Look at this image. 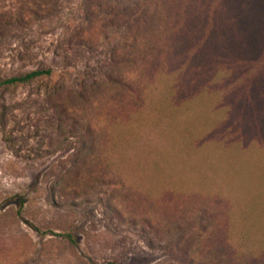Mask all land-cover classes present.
<instances>
[{
    "label": "rangeland",
    "instance_id": "obj_1",
    "mask_svg": "<svg viewBox=\"0 0 264 264\" xmlns=\"http://www.w3.org/2000/svg\"><path fill=\"white\" fill-rule=\"evenodd\" d=\"M105 2L101 0L93 8L95 14H89L82 0H0V77L53 69L50 78L0 88V264H180L157 244V237L167 242L176 234L154 236L151 246V231L130 221L141 217L130 212L132 206L127 207L126 218L117 217L110 206L116 197L108 184L84 178L86 174L76 179L74 162L81 141L70 133L73 121L76 127L94 123L93 107L112 102L124 114L131 96L110 77L136 74V67L120 58L125 30L107 24L111 9ZM232 4L243 17V24L236 26L242 43L237 55L200 54L211 67L220 65L218 80L207 74L197 80L200 91L181 88L186 76L175 72L177 63L158 57L164 76L156 77L153 96L162 105L159 113L169 119L157 116L137 140L122 139L115 150L129 160L131 171L142 173L147 181L170 172L175 182L174 165L183 171L192 163L187 186L203 192L206 189L194 180L199 169L206 171L217 162L220 167L228 165L233 153L241 152L245 160L251 149L254 153L240 165L247 166L245 178L250 180L248 171L253 176L250 194L263 195L262 217H248L251 221L245 228L261 234L264 0H232ZM145 28L142 24L140 31ZM256 59L247 71L243 60ZM175 127L188 132H175ZM241 144L249 147L241 149ZM228 179L229 190L209 193L216 203L235 199L238 193L240 205L246 207L244 183ZM230 218L243 227L241 217ZM67 231L73 232L75 246L63 236Z\"/></svg>",
    "mask_w": 264,
    "mask_h": 264
},
{
    "label": "trees",
    "instance_id": "obj_2",
    "mask_svg": "<svg viewBox=\"0 0 264 264\" xmlns=\"http://www.w3.org/2000/svg\"><path fill=\"white\" fill-rule=\"evenodd\" d=\"M105 1L111 9L107 24L125 30L120 58L124 64L135 66L136 74L120 79L110 77L131 96L124 114H119L117 105L112 102L93 107L94 123L76 127L73 121L70 133L81 141L74 162L77 166L76 179L86 174L84 178L90 176L108 184L116 197L115 203L110 206L117 212V217L126 218L125 214L135 210L137 216L141 217H133L130 221L135 224L139 222L143 231H151L148 233L151 246L154 236H165L163 233L171 232L176 234L167 242L161 241L164 237H157V244L165 248L170 257H176L180 264H264V233L251 234L245 228L251 221L248 217H262L259 206L263 195L250 194L253 176L248 171L250 180L245 178L247 166L240 165V162L246 163L254 151L249 149L246 152L249 157L245 160L241 152L233 153L232 157L228 155L231 158L228 165L220 167L221 163L217 162L211 168L206 167L207 172L199 169L198 174H194V180L203 190L206 189L202 192L187 186V171L192 163L188 165V170L183 171L179 169L180 166L174 165L173 171L178 172L175 182L171 180L173 174L170 172L151 178L154 181H147L142 173L131 171L129 160L126 157L123 159L115 150L122 139L126 142L137 140L144 129L155 124L157 116L163 114L159 113L162 105L153 96L156 77L164 76L160 56L177 63L175 72L186 76L181 88L191 87L200 91L202 88L197 85V80L207 77V74L211 75L210 80H218L220 65L211 67L200 54L209 56L218 52L220 56L237 55L236 49L242 43L236 26L238 22L243 24V17L239 18L236 14V5L233 6L232 0H135L132 4L129 0ZM100 2L82 0L89 14H95L93 8ZM142 24L146 26L144 32L140 31ZM184 44L187 47L182 50ZM113 54L119 53L114 51ZM256 61L258 59L243 60L242 64L250 71ZM52 75V68L42 67L0 77V88L24 85ZM167 116L163 114L161 118L169 119ZM177 130L188 132L185 128L175 127V132ZM190 132L194 136V132ZM241 145V149L249 147ZM223 148L227 150V146ZM176 151H180V148L177 147ZM116 156L119 159H115ZM221 171L224 173L221 174ZM241 172H244L243 176ZM252 172L253 175L257 174ZM229 176L244 183L241 189L244 196H248L246 207L240 205L238 193L235 199L230 197L227 202H217L219 206L216 198L209 193L213 189L229 190L232 186ZM167 191L170 193L166 196ZM128 206H132V211L129 212ZM230 217H241L243 227L239 229ZM63 236L70 244L76 245L72 231H67Z\"/></svg>",
    "mask_w": 264,
    "mask_h": 264
}]
</instances>
